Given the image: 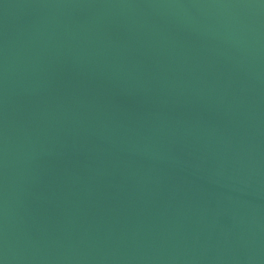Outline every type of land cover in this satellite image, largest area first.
<instances>
[{"label": "water", "instance_id": "1", "mask_svg": "<svg viewBox=\"0 0 264 264\" xmlns=\"http://www.w3.org/2000/svg\"><path fill=\"white\" fill-rule=\"evenodd\" d=\"M0 264H264V0H0Z\"/></svg>", "mask_w": 264, "mask_h": 264}]
</instances>
